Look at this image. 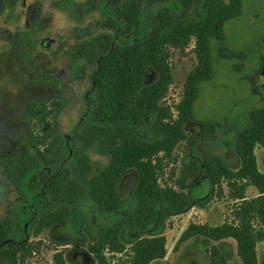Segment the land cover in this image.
<instances>
[{"label": "trees", "instance_id": "1", "mask_svg": "<svg viewBox=\"0 0 264 264\" xmlns=\"http://www.w3.org/2000/svg\"><path fill=\"white\" fill-rule=\"evenodd\" d=\"M153 2L120 0L109 4L114 13V34L99 33L71 47L74 58L82 53L84 60L94 63L93 86L83 97L78 114L81 126L72 142L66 144V136L57 127L67 103L64 99L25 100L12 116L10 122L20 127L4 131L3 139H15V135L23 145L18 151L7 152L8 144L4 143L0 167L14 185L19 201L0 219V242L10 239L0 245V263L26 264V258L41 243L29 240V232L36 236L67 220L83 199L91 202L86 206L89 221L85 223L95 228V238L87 244L95 264H150L165 257L166 239L160 233L165 221L187 212L195 198L172 184L159 182L164 159L187 138L184 125L193 118L198 81L213 73L210 39H223L224 22L240 13L242 0H201L203 15L199 19L178 18L166 6L151 12ZM179 2L187 9L193 4V0ZM143 21L145 27L141 26ZM191 39L196 64L185 77L174 114L161 102L172 80L168 49L183 53ZM218 52L241 56L225 52L223 47ZM76 66L84 76L86 64ZM150 70L156 77L147 83ZM47 78L45 72H37L33 81ZM249 119V125L240 128L234 139L237 168L228 167L216 154L190 162L196 181L217 186L219 193L225 182L226 197L232 203L230 220L215 225L189 223L173 249L197 236L211 241L231 238L240 264H257L256 245L264 244V171L258 169L254 149H264V107L251 109ZM215 128L214 122H205L201 137H208ZM91 154L105 157L106 163L94 160ZM130 169L136 179L131 189L134 203L127 207L118 195L117 184ZM249 186L256 190L251 197L246 195ZM105 252L124 253L126 257L113 262ZM209 259L210 264H226L215 244L209 247ZM50 264L68 263L59 250L53 253Z\"/></svg>", "mask_w": 264, "mask_h": 264}, {"label": "rangeland", "instance_id": "2", "mask_svg": "<svg viewBox=\"0 0 264 264\" xmlns=\"http://www.w3.org/2000/svg\"><path fill=\"white\" fill-rule=\"evenodd\" d=\"M41 17L48 19L47 28L43 35L66 39L71 31V23L55 7L54 4L41 2ZM169 7L178 18L199 19L203 13L201 0H193L190 8H184L179 0H154L149 9L153 12L158 7ZM18 11V6L16 7ZM5 7L0 12V30L12 29L17 25L8 16ZM12 22V23H11ZM22 24V20H18ZM145 27V21L141 24ZM193 39L180 52L176 48L168 49V64L172 76L171 83L161 102L168 105L175 114L174 106L182 96L183 83L187 73L195 66L196 58L192 51ZM211 63L213 73L211 77L198 81V95L192 105V121L184 125L187 138L181 140L174 148L172 155L164 159V166L159 177L161 184H172L195 198L190 209L176 216L169 217L160 233L165 236L166 255L162 260L152 261L150 264H210L209 247L215 244L226 259V264H240L236 254L235 242L231 238L211 241L205 237H193L179 245L173 246L180 233L189 223L215 225L230 220L231 201L226 197L227 187L221 183L222 192L217 186L196 181L190 173V162L199 160L212 154L220 156L228 167L235 169L239 165V158L234 150V139L237 131L249 125V111L253 108L264 107V89L258 82L261 65L264 63V0H242L240 13L224 22L223 39H210ZM223 47L225 52L241 53L239 57H229L219 54ZM0 54V122L8 128L12 116L18 112L19 106L26 99L43 98L52 95V91L45 87L33 89L27 83L28 73L37 70L48 71L52 68L57 73L65 69V56L56 49H44L38 41L32 44L23 54L12 55L4 51ZM225 55V53H224ZM48 64V65H47ZM156 77L153 70L146 74V82ZM34 80V79H33ZM90 82L84 78L79 82L66 81L64 94L68 102L59 115V125L63 134H72V125L77 121L76 103L81 93L88 88ZM214 122L215 130L206 138H202L203 124ZM16 145H23V140L14 135ZM10 136L4 137V143H10ZM257 166L264 171V149L255 147ZM94 160L104 164L107 159L91 154ZM174 168V173H171ZM136 174L134 170L125 171L117 184V192L127 207L132 206L134 198L131 189ZM11 189V188H10ZM6 197L4 204H0V218L4 215L7 204L16 198L12 191ZM256 194L254 187L246 189V195ZM89 199H83L75 206L72 214L65 221L57 223L49 229L34 236L29 232V240H39L40 246L33 250L26 258V264H50L54 252L61 250L68 264H95L94 257L87 250V244L95 238L94 225L89 221ZM103 221V220H102ZM93 226V227H92ZM129 242L126 241L128 247ZM257 264H264V244L257 243ZM82 256V260L75 261V255ZM113 262L125 259L124 253L111 254L105 252Z\"/></svg>", "mask_w": 264, "mask_h": 264}, {"label": "flooded vegetation", "instance_id": "3", "mask_svg": "<svg viewBox=\"0 0 264 264\" xmlns=\"http://www.w3.org/2000/svg\"><path fill=\"white\" fill-rule=\"evenodd\" d=\"M116 1L120 0H0V12L6 7L9 12L8 14L10 15L8 17L17 24L13 25L12 29L4 28V32L0 30V54H4V51L10 52L12 55H18V53L23 54V52L28 51L29 47L36 41H38V45L44 49L59 50L61 54L65 56L66 66L64 70L60 73H57L54 68L48 71L37 70L33 73L29 72L27 81L33 89L42 86L49 88L52 91V95H48L43 98L48 100H52L54 98L64 99L68 102V97L63 91V89L66 88V81L79 82L87 77L90 85L81 93L79 101L76 103V113L79 114V111L84 104L83 97L93 86L91 78L94 71V63L84 60L82 53H77L74 58V55L70 52L71 47L80 41L89 39L99 33L107 31L114 34V13L109 9V4H113ZM41 2L54 4V7L62 15H64L66 22L71 23V31L66 35V39L59 40L55 36L50 37L48 35H43L45 29L47 28L48 19L41 17V8L39 5ZM17 6L18 11L16 10ZM106 16H108V20L106 19ZM20 19L22 20L21 25L18 24V20ZM113 38H115V36ZM98 58L96 59L98 60ZM97 60L95 61V64H97ZM83 62L86 64L84 76L81 74V68L76 66ZM259 71L262 72H260V74L264 75V63L261 65V69ZM37 72H45L48 76L47 80L41 82L33 81L35 73ZM259 86L264 89V83ZM26 100H29V98ZM8 125V128H4L3 122H0V158L4 152L3 132L7 130H16L20 127L17 123H8ZM80 126L81 124L78 122L77 118V121L71 128L72 134L68 135L62 133L66 136V144L72 142V137L77 135V131ZM33 127L34 125H31V128ZM57 127L62 132L59 125V116ZM17 140L18 139H11L10 143L7 142V152H15L21 148L20 145L14 144ZM70 154L71 149H69V155ZM11 190L16 192L14 185L8 181L5 173L0 167V204H4L6 197L12 193ZM18 201L19 196L16 194L15 200L10 202L9 205L7 204L4 215L7 212L14 210ZM26 226L27 224L25 223L24 229ZM5 240H8L7 242L10 241V239H4L0 242V245L7 243L4 242ZM77 257L82 260V256L80 257V255L76 254L75 261Z\"/></svg>", "mask_w": 264, "mask_h": 264}, {"label": "water", "instance_id": "4", "mask_svg": "<svg viewBox=\"0 0 264 264\" xmlns=\"http://www.w3.org/2000/svg\"><path fill=\"white\" fill-rule=\"evenodd\" d=\"M261 73H262V72H261ZM257 82H258L259 85H262V84L264 83V75L259 74V75L257 76ZM262 89H263V88H262ZM7 241H8V240H5L4 242H7ZM76 261L79 262L80 259L77 257V258H76Z\"/></svg>", "mask_w": 264, "mask_h": 264}]
</instances>
